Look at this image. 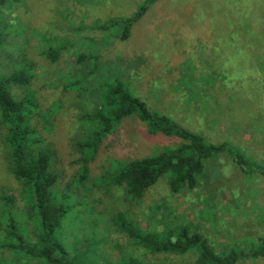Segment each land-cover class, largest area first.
<instances>
[{"label":"rangeland","instance_id":"obj_1","mask_svg":"<svg viewBox=\"0 0 264 264\" xmlns=\"http://www.w3.org/2000/svg\"><path fill=\"white\" fill-rule=\"evenodd\" d=\"M145 1L7 0L0 7V78L30 76L29 86L10 92L16 100L38 102L32 123L54 150L55 202L67 211L54 239L75 264L194 263V252L152 254L134 244L112 220L121 212L143 229L160 233L184 224L216 252L232 246L248 254L264 235V176L246 174L219 154L204 162L192 191L172 194L164 176L142 198H130L112 181L123 164L180 142L149 135L135 116L104 137L88 178L77 182L80 116L99 107L106 88L118 82L147 109L209 143L228 142L264 166V0H160L132 25L126 41L116 38L121 25L92 29L131 17ZM59 46L66 48L57 62L41 55ZM80 54L88 58L81 64ZM5 131L0 127V264H44L2 247L12 216L26 238L35 239L22 185L7 169ZM238 264H264V257Z\"/></svg>","mask_w":264,"mask_h":264},{"label":"trees","instance_id":"obj_2","mask_svg":"<svg viewBox=\"0 0 264 264\" xmlns=\"http://www.w3.org/2000/svg\"><path fill=\"white\" fill-rule=\"evenodd\" d=\"M156 1L158 0H146L131 17L110 21L92 29L105 32L121 25L122 31L116 38L126 41L132 25ZM6 3L7 0H0V7ZM65 48L49 47L41 55L55 63ZM86 59L87 55L80 54L77 63L81 64ZM89 59L96 60L97 56H90ZM29 83L30 76L22 72L0 78V127L6 130L2 142L7 149V169L22 185L23 196L31 210L28 219L34 225L35 239L26 238L23 226L12 216L5 226L7 229L2 247L40 259L44 264H75L67 258L64 248L54 239V232L67 211L55 202V185L60 179L51 171L54 150L51 145L44 144L45 141L38 136L32 123L34 113L39 108L38 102L30 96L16 100L10 92L12 86L27 87ZM78 84L79 80L74 81L72 86ZM132 116L146 124L149 135L162 134L177 138L180 142L149 157L123 164L112 181L122 185L124 193L130 198H142L164 176L168 178L167 184L172 194L192 191L199 186L202 179L204 162L219 154L227 155L246 174L255 172L264 176V166L254 164L238 154L228 142H207L198 133L182 127L169 117L147 109L144 102L131 95L118 82L106 88L99 107L80 116L83 139L74 143L75 150L80 154L78 161L81 167L77 173L79 184H83L88 178L89 164L94 160L104 137L115 132L123 119ZM112 220L134 244L152 254L196 253L193 264H238L247 257H264V235L257 239V246L249 249L248 254L232 246L226 251L216 252L202 235L192 233L191 226L188 225L171 226L159 233L138 227L121 212L113 216ZM130 262L137 264L135 261Z\"/></svg>","mask_w":264,"mask_h":264},{"label":"crops","instance_id":"obj_3","mask_svg":"<svg viewBox=\"0 0 264 264\" xmlns=\"http://www.w3.org/2000/svg\"><path fill=\"white\" fill-rule=\"evenodd\" d=\"M158 1H160V0H158ZM158 1H156V2H158ZM156 2H155V3H156ZM155 3H153L150 7H152ZM148 9H149V8H148ZM143 17H144V16H143Z\"/></svg>","mask_w":264,"mask_h":264}]
</instances>
